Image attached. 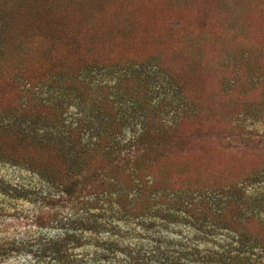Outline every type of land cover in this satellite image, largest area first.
I'll use <instances>...</instances> for the list:
<instances>
[{
    "label": "rangeland",
    "instance_id": "1",
    "mask_svg": "<svg viewBox=\"0 0 264 264\" xmlns=\"http://www.w3.org/2000/svg\"><path fill=\"white\" fill-rule=\"evenodd\" d=\"M3 2L6 0H0L1 5ZM18 3L29 6L17 15L19 28L10 31L8 37L14 38L15 46L25 44L19 53L28 60L30 69H50L49 76L53 75L39 88L38 97L47 98L53 106L50 109L56 112L50 110L43 116L51 115L54 121L59 118L64 124L80 122L78 133L85 129L88 133L94 126L90 108L99 95L95 86L114 85L123 78L139 76L146 100L157 104L160 101L156 113L171 119L191 104L182 98L169 71L174 69L178 80L188 83L183 91L195 101L196 111L199 108L198 119L210 121L186 125L187 134L198 139L192 142L190 151L182 152L184 157L171 161L175 167L164 185L173 191L164 186L154 192L160 196H197V190L203 192L225 180L264 169V0H17ZM71 40L77 44H71ZM92 47L96 53L89 60L116 65L77 76L79 58L94 52ZM28 48L31 59L23 54ZM46 52L65 58L68 69L64 75L56 72L60 66L45 65ZM17 53L4 62L0 75L3 115L6 112L2 106L12 104L19 96V83L11 80L18 67H26ZM136 61L143 64L135 65ZM233 121L242 129L231 130ZM247 131L256 135L253 142L236 136ZM199 140L203 144L199 145ZM26 147L13 137L0 136V239L15 241L6 257L0 255V264H48L28 252L33 241L57 234L48 223L57 205L52 209L41 200L44 196H67L11 153ZM244 183L250 195L264 196V172ZM59 214L67 215L66 210ZM38 215L42 217L40 224L36 223Z\"/></svg>",
    "mask_w": 264,
    "mask_h": 264
},
{
    "label": "trees",
    "instance_id": "2",
    "mask_svg": "<svg viewBox=\"0 0 264 264\" xmlns=\"http://www.w3.org/2000/svg\"><path fill=\"white\" fill-rule=\"evenodd\" d=\"M28 6L17 4V0L0 4V75L4 62L25 46L22 42L15 46L14 38L8 36L19 28L16 17ZM73 43L77 44L71 40ZM90 49L94 52L79 58L77 76L116 65L89 60L96 53L94 47ZM18 53L16 56L23 59ZM23 54L31 59V48ZM43 58L45 65L60 66L57 73L67 72L63 56L46 52ZM138 62L135 65L139 66ZM21 63L26 67H18L11 80L19 83V96L2 106L6 114H0V136L27 144L22 150H12V155L67 195L41 200L52 209L57 205L48 220L57 234L32 242L28 252L36 259L48 264H264V196L250 195L244 183L264 169L225 180L203 192L197 190V196L172 192V196H160L154 192L163 189L172 175L175 165L171 161L184 157L182 152L190 151L198 139L187 134L186 125L210 121L198 119L199 108L196 111L195 101L183 91L188 83H181L174 69L168 70L171 79L191 104L180 115L164 119L155 111L160 101L146 100L142 79L123 78L114 85L95 86L99 95L90 108L94 126L88 133L86 129L78 133L80 122L64 124L59 118L54 121L51 115L43 116L50 110L56 112L50 109L53 106L47 98L38 97L39 88L53 76H49L50 69H30L26 59ZM129 110L137 115L128 114ZM229 126L231 130L242 129L234 121ZM238 135L245 142H253L256 136L250 131ZM59 209L67 215H60ZM41 218L38 215L37 224ZM13 243L0 239L1 257L15 247Z\"/></svg>",
    "mask_w": 264,
    "mask_h": 264
}]
</instances>
